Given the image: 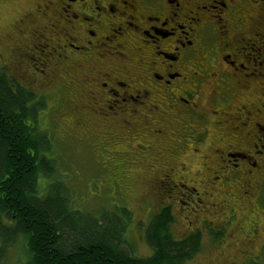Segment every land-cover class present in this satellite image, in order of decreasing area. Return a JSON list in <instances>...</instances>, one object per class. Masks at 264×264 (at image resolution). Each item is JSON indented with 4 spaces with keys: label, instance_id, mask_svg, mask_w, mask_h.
<instances>
[{
    "label": "flooded vegetation",
    "instance_id": "1",
    "mask_svg": "<svg viewBox=\"0 0 264 264\" xmlns=\"http://www.w3.org/2000/svg\"><path fill=\"white\" fill-rule=\"evenodd\" d=\"M17 5L0 63L66 108L69 137L144 169L147 223L179 217L192 257L204 240L222 264L264 254V0Z\"/></svg>",
    "mask_w": 264,
    "mask_h": 264
},
{
    "label": "trees",
    "instance_id": "2",
    "mask_svg": "<svg viewBox=\"0 0 264 264\" xmlns=\"http://www.w3.org/2000/svg\"><path fill=\"white\" fill-rule=\"evenodd\" d=\"M13 80L0 63V259L21 237L23 264H184L200 238L173 236L172 217L164 210L147 223V256L125 245V225L118 217L96 216L74 208L59 182L37 192L39 175H52L55 159L38 126L41 102ZM129 218L127 208L120 207Z\"/></svg>",
    "mask_w": 264,
    "mask_h": 264
},
{
    "label": "rangeland",
    "instance_id": "3",
    "mask_svg": "<svg viewBox=\"0 0 264 264\" xmlns=\"http://www.w3.org/2000/svg\"><path fill=\"white\" fill-rule=\"evenodd\" d=\"M26 1L29 0H0V62L8 55V48L2 41L3 33L19 8L17 4ZM58 92L63 93L61 90ZM51 105V97L43 99L37 113V123L50 140L46 154L55 159V168L50 176L39 175L37 192L45 194L51 182H59L74 208L96 216L103 213V216L118 217L124 222L125 245L129 250L136 256L149 255L150 246L143 236L148 221L146 209L149 204L148 200L143 201L147 196L142 195L144 169L133 167L130 157L104 156L100 141L95 137L90 139L89 144L87 141L69 137L64 124V120L68 119L66 108L62 104L59 108H51ZM122 206L128 209L129 218L120 208ZM176 219L172 229L178 235L181 221L179 217ZM220 248L227 249L222 244ZM211 250L212 244L204 240L200 251L184 264H222L229 259L226 254L215 255ZM24 259V243L19 237L6 249L0 264H23ZM248 264H264V254L250 257Z\"/></svg>",
    "mask_w": 264,
    "mask_h": 264
}]
</instances>
